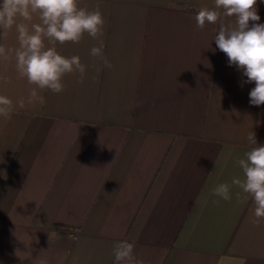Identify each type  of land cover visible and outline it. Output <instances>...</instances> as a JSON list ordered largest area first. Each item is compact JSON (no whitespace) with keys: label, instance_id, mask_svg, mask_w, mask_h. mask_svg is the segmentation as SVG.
<instances>
[{"label":"crops","instance_id":"obj_1","mask_svg":"<svg viewBox=\"0 0 264 264\" xmlns=\"http://www.w3.org/2000/svg\"><path fill=\"white\" fill-rule=\"evenodd\" d=\"M79 6H99L113 67L90 55L98 41L87 34L56 43L87 65L83 82L68 74L62 93L38 90L43 105L0 118V264H114L124 240L144 264H264L251 197L235 185L230 201L212 195L243 179L249 131L264 144V105L249 103L255 83L217 48L219 22L196 26L215 0ZM16 37L0 29L5 47L17 48ZM0 76V95L14 103L33 87L14 55L0 59Z\"/></svg>","mask_w":264,"mask_h":264},{"label":"clouds","instance_id":"obj_2","mask_svg":"<svg viewBox=\"0 0 264 264\" xmlns=\"http://www.w3.org/2000/svg\"><path fill=\"white\" fill-rule=\"evenodd\" d=\"M264 3V0H259ZM258 0H215L214 9L202 7L195 15L196 26L203 29L206 24H217L214 41L217 48L225 53L229 66H235L247 77L245 83H255L249 92V103L264 105V23H259ZM220 10H223L221 13ZM224 17L234 18V23H225ZM34 16L38 22H33ZM105 18L99 10L80 7L79 0H0V29L5 35L15 27L18 47L7 48L0 44V59L15 58V68L20 78H26L32 85L28 95L13 102L6 95H0V118L10 119L16 108H24L35 102L43 105L44 97L38 90H50L60 94L66 89L63 78L68 74H80V82L87 65L78 55H62L56 43H79L85 34L98 41V46L90 50V55L99 58L105 68L112 63L104 55ZM45 41H48L46 45ZM6 80V77L0 76ZM93 77V82H95ZM247 141L251 146L245 158L237 164L243 171V179L233 177L231 185L220 183L212 195L224 201L232 199L231 187L238 186L248 194L255 207L254 223L259 225L264 219V144H259L254 131H249ZM239 195V193H237ZM213 203H219L214 200ZM135 245L129 241H119L113 247L114 264H144L135 255ZM39 264H45L41 260Z\"/></svg>","mask_w":264,"mask_h":264}]
</instances>
